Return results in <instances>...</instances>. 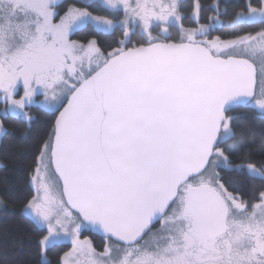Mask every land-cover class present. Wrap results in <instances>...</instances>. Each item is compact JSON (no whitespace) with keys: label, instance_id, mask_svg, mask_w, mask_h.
Instances as JSON below:
<instances>
[{"label":"snow or ice","instance_id":"obj_1","mask_svg":"<svg viewBox=\"0 0 264 264\" xmlns=\"http://www.w3.org/2000/svg\"><path fill=\"white\" fill-rule=\"evenodd\" d=\"M182 7L0 0V137L20 124L26 162L0 209L28 225L0 264H264V0Z\"/></svg>","mask_w":264,"mask_h":264},{"label":"trees","instance_id":"obj_2","mask_svg":"<svg viewBox=\"0 0 264 264\" xmlns=\"http://www.w3.org/2000/svg\"><path fill=\"white\" fill-rule=\"evenodd\" d=\"M68 3L74 2L73 0H67ZM182 2V11L186 15H189V9L193 0H181ZM210 0H202V3L207 6ZM233 3L243 2V0H232ZM256 0H254V3ZM211 13H202L201 22H205L204 17L210 15ZM186 26H195V23L191 20L186 19L184 21ZM225 33L228 29L224 30ZM221 34L219 32L213 33V35ZM86 33L81 32L73 36V39H84ZM103 42V38H99ZM34 115L37 117L35 123L33 124V134L42 129L43 124L50 119L45 115L41 110L34 109ZM23 128L20 124L12 122L8 126L9 135L1 137L0 140V192L7 190L13 195H19L24 191V171L26 167V162L17 160L15 158L16 149L13 147L16 143L20 141L21 133ZM28 228L27 224H22L18 220V213L12 207L7 209H0V254L5 250L10 251V245L13 240L16 238V233L24 231ZM84 236H87L93 241L94 246L98 251L103 250L104 240L93 237L89 232H86ZM83 236V237H84ZM68 247L58 248L54 250L49 259L55 264L58 255H62L63 251H67Z\"/></svg>","mask_w":264,"mask_h":264},{"label":"water","instance_id":"obj_3","mask_svg":"<svg viewBox=\"0 0 264 264\" xmlns=\"http://www.w3.org/2000/svg\"><path fill=\"white\" fill-rule=\"evenodd\" d=\"M93 237L99 238V239H103L102 234L100 233H93V232H89ZM104 240V239H103Z\"/></svg>","mask_w":264,"mask_h":264},{"label":"rangeland","instance_id":"obj_4","mask_svg":"<svg viewBox=\"0 0 264 264\" xmlns=\"http://www.w3.org/2000/svg\"><path fill=\"white\" fill-rule=\"evenodd\" d=\"M74 2H77V0H74ZM0 140H1V137H0ZM82 238H84L83 236H82ZM88 238V237H87ZM70 246V245H69Z\"/></svg>","mask_w":264,"mask_h":264},{"label":"flooded vegetation","instance_id":"obj_5","mask_svg":"<svg viewBox=\"0 0 264 264\" xmlns=\"http://www.w3.org/2000/svg\"><path fill=\"white\" fill-rule=\"evenodd\" d=\"M74 1V0H73ZM104 243H105V241H104Z\"/></svg>","mask_w":264,"mask_h":264}]
</instances>
